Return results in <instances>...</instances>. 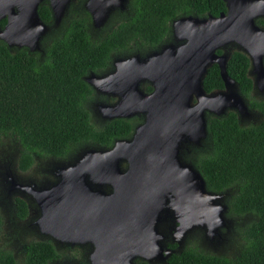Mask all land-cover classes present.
<instances>
[{"label": "water", "instance_id": "1", "mask_svg": "<svg viewBox=\"0 0 264 264\" xmlns=\"http://www.w3.org/2000/svg\"><path fill=\"white\" fill-rule=\"evenodd\" d=\"M37 1L0 0V18L6 16L0 39L7 46L12 45L11 36L18 38L17 45H27L30 50L37 46L39 33L33 34V30L42 33L48 28L38 17ZM68 1L49 0L54 23ZM124 1L87 0L85 7L92 25H101L110 6L122 7ZM222 1L225 13L206 19L179 17L172 22L175 42H167L144 57L134 55L122 60L119 78L125 84L114 88L120 100L110 108V117L141 112L144 120L129 141L117 140L108 150L88 151L94 155L92 160L103 159L97 164L105 170L112 191L94 190L91 198H77L72 187L66 193L62 191L63 180L48 189L34 190L40 208V228L60 229L66 235L62 239L70 243L75 241L71 233L76 228L92 235L87 264H133L135 257L165 260L173 249L163 248L159 242L162 236L157 226L162 216L178 222L173 228L178 235L200 225L212 239L217 228L224 225L225 206L218 201L221 195L206 190L198 170L179 154L185 143L198 145L204 137L205 113L219 116L229 108L238 116L248 114L236 82L225 70L228 53L222 49L227 44H235L247 56V74H254L252 87L264 85V27L254 21L258 16L264 17V0ZM217 49L222 51L216 53ZM128 61H134V67L125 63ZM212 63L218 66L223 88L205 92L202 78ZM145 79L151 85L149 93L137 86ZM88 152L77 161L83 162ZM121 159L128 162L125 171L112 172V167L120 171L117 163ZM8 179L11 185L27 188L15 184L11 175ZM51 264L80 263L55 260Z\"/></svg>", "mask_w": 264, "mask_h": 264}, {"label": "trees", "instance_id": "2", "mask_svg": "<svg viewBox=\"0 0 264 264\" xmlns=\"http://www.w3.org/2000/svg\"><path fill=\"white\" fill-rule=\"evenodd\" d=\"M65 10L57 29L47 1L38 6L40 19L50 26L41 57L23 47L9 48L0 40V140L4 136L15 140L19 171L29 168L37 157L62 159L82 142L107 145L111 138L124 135L129 127L122 119L99 126L92 122L85 105L90 88L82 76L104 65L111 51L145 52L166 42L170 21L177 16L216 15L225 6L222 0H127V14L112 15L95 36L89 33L93 30L85 9L69 5ZM256 23L263 25L264 19L257 18ZM248 64L247 56L232 48L225 70L261 119L240 125L231 109L219 116L206 113L204 137L182 155L198 170L206 190L224 195L232 216L253 220L235 227V254L222 256L186 247L170 253L165 264H264V101L250 97ZM202 88L205 92L223 88L215 63L206 68ZM13 200L17 217L24 218L25 202L18 197ZM66 247L58 251L48 241H30L23 247V263L48 264L67 258L86 264V246ZM0 264H16L12 253L2 247ZM134 264L148 263L137 258Z\"/></svg>", "mask_w": 264, "mask_h": 264}, {"label": "flooded vegetation", "instance_id": "3", "mask_svg": "<svg viewBox=\"0 0 264 264\" xmlns=\"http://www.w3.org/2000/svg\"><path fill=\"white\" fill-rule=\"evenodd\" d=\"M46 1L48 3V6H49V0H38L36 3L37 4L36 9L38 8L39 5L45 3ZM86 1L87 0H69L67 5H66V8L69 5H72L73 7H79V8H83L86 10V7H85ZM12 8L14 9L15 13H18V11H17L18 9H17L15 4L12 5ZM65 11L66 10H64V12ZM225 11L226 10L219 11L216 15L205 12L204 14H201V15L185 14V15L177 16V17L171 19V21H170V25H169V27H170V39L167 40L166 42H163V43L159 44L156 48L147 50L145 52L127 51V50L111 51L108 54L107 60H106L104 65H102L97 70H94V71L89 70L82 76L83 81L90 88V92H89V94L85 100V105H86V108L90 114L91 119H93L96 122V125L99 126V125L105 123L106 121H111L113 119H122V120L127 122L129 130H127L126 133L122 136L111 138L109 144H107V145H101L97 142H91V141L90 142H82L80 145L76 146V148L72 154L66 156L65 158H62V159L50 158L51 159L50 161H43V165L39 168L37 175H36V177H34L33 180L29 179L25 182H18L14 179L15 184H22L24 186H27V188L17 186V185H11L9 179L5 178V181L7 183L9 182L8 188H10V189L8 191L15 190L17 192H20L24 196L23 198L19 197V196H15V197L22 199L26 205V214H25L24 218L20 219L17 217V215H16V217L18 218V220H20V221L23 220L26 222L25 229L28 228L35 236H38V237L41 236L40 238H29L25 244H27L30 241H48L52 245L53 244H86V246H88V244H93V241L91 240L92 235L88 231L80 230V228H76L74 230V233H71V235L73 234V237H75V241L73 243H70L69 241H65L62 239V237H65L66 235H64L60 229L55 230L52 227H46L44 229L40 228V226L38 225L39 224L38 218L40 216V208L36 202L37 194L34 192V190L42 189V188L48 189L51 186L58 184L60 182V180H63V185L61 187L62 191L64 193H66L68 188L72 187V191L77 198H87V199L91 198V195H93L94 190H100V191H103L105 193H110L112 191V187L110 186V184L107 183L106 176L104 175L105 170H102V168L98 167L99 165L97 164V163L103 162V159H101L99 161L92 160V157H94V155L88 151L108 150L114 145V143L117 140L129 141L132 137V134H133L135 128L139 124H141L144 120V114L141 112H135V113H133L127 117H121V116L110 117V116H112L110 114L113 112V110L110 108L115 106L120 100V94L118 93V91L116 89L119 86H123L125 84L124 83L125 81L121 80L119 78V76L122 75V72H123V71H121L122 60L129 58L131 56H134V55H138L139 57H144L146 54H148L154 50H158L163 44H165L167 42H170V41L175 42L173 39L174 37H173L172 22L174 20L178 19L179 17L192 16V17L199 18V19H206L210 16L211 17H217L220 12L225 13ZM126 14H127V0H125L123 2L122 7L117 5V4L111 5L109 8V11L107 13L106 19L98 27H94L92 25L91 17L89 14V18H90L89 19L90 20L89 26H90V29L93 30V31H89L90 35L95 36V32L98 29L105 26L106 23L109 21V18L112 15L113 16H116V15H120V16L124 15L125 16ZM38 17H39V15H38ZM61 18H62V16L60 17V19L56 23H54V20L52 17V26H55V27H57V29H59L60 28L59 24L61 22ZM257 18H263L264 19V17L258 16L254 19L255 23H256ZM1 19H4V21L0 25V32L3 31L4 25L6 23V16L1 17L0 20ZM39 19H40V17H39ZM40 21L42 23H44L48 28L42 33L40 31H38L37 29L33 30V32H32L33 34L36 32L39 33V35L37 37V46L36 47H34L33 49L30 50L27 45H17L19 40L17 37H13V36H11V39H10L12 42V45H10L8 47L12 48L14 50L17 48L23 47L29 52H36L37 55L39 57H41L44 54V42H43L44 36H45L46 32L50 29V26H48V24H46L41 19H40ZM114 21H116V19ZM258 26L264 27V24L258 25ZM15 33H18V32L15 30ZM222 50H225V52H227L229 55V51L231 50V48L227 49L224 47ZM222 50L220 49V51H222ZM125 63H127V65H129L130 67H134V61H128ZM119 65H120V68H119ZM263 66H264V58H263ZM248 67H249V64H248ZM129 75H131V74H129ZM246 75L251 80L250 95L254 94L256 96L255 99L264 101V85L262 87H258V86L252 87V79L254 78V74L252 73V78H251V76H249L247 74V71H246ZM131 79H132V77H131ZM108 84L111 86H108ZM137 86L141 91H143L145 93H149L151 91V89L149 91L145 90L146 86L151 87L150 83L146 79L139 81ZM114 88H116V89H114ZM243 99H244L245 105L247 106L248 114L243 115V116H238L237 113L233 110L236 114L238 122L245 121V122L249 123V121H250L252 123H257L261 119V114L257 110L250 109L248 106V100L245 97H243ZM115 110L117 111V110H119V108L114 109V111ZM249 124H251V123H249ZM84 152H88L89 154L85 155V159L83 160V162H78L79 160L77 161V158L79 156H81V154H83ZM127 166H128V162L124 159H121L117 163V167L119 168L120 171H117L114 167H112L111 171L115 172V173L124 172L125 169L127 168ZM95 167H97V168H95ZM8 176L9 175H7V178H8ZM60 194H62V193H60ZM13 199H14V197L12 198V206H13V209L15 210V204H14ZM31 207L34 208V210H33V213L30 214L29 210ZM15 214H16V210H15ZM167 217H169V216H167V215L164 216L163 219H161V221L162 220L163 221L162 222L160 221V223L158 224V226H159L158 230L162 236L161 240L159 241L160 244H166V246L170 249H173L174 247H176L177 244H209L210 248L218 249V244L212 240L211 241H195V240H186L185 239L186 236L190 235L192 232H195V229H197L198 232H201V228L198 227L197 225H195L197 227H195V226L190 227L182 235H178V233L177 234L174 233V231H173L174 229L172 231L167 232L165 229L166 228V222L170 223L168 227L174 226V228H175L176 225L178 224V222L173 217L170 218L171 220L167 219ZM48 230H51V231H48ZM182 236H184V237H182ZM169 245H171V246H169ZM82 246H84V245H82ZM178 251H180V250H178ZM178 251H175V252H178ZM137 258L138 257H135L132 260L133 264H134V260ZM139 259H141V258H139ZM142 260H144V259H142ZM53 261H55V260H53ZM53 261H50L48 264L52 263ZM165 261H166V259L163 260L162 263L165 264ZM146 262L148 264H156L155 263L156 261H153V260L152 261H146ZM86 264H87V261H86Z\"/></svg>", "mask_w": 264, "mask_h": 264}, {"label": "rangeland", "instance_id": "4", "mask_svg": "<svg viewBox=\"0 0 264 264\" xmlns=\"http://www.w3.org/2000/svg\"><path fill=\"white\" fill-rule=\"evenodd\" d=\"M227 49L235 48V44L229 43L225 46ZM252 78V73L249 74ZM250 97L255 99V95L251 94ZM229 108H226L227 110ZM224 110V111H225ZM206 115V113H205ZM206 118V117H205ZM92 122H96L92 119ZM249 123H252L249 121ZM248 122L242 121L239 122L240 125L249 124ZM198 145H193L190 143H185L180 149V157L184 162L190 163L183 157V150L187 147H193ZM16 157H17V144L15 140L10 136H4L0 140V215L2 217V225L0 228V247L8 249L15 261L16 264L23 263V247L26 241L29 238H40L35 236L28 228L25 229L26 222L23 220H18L15 214V210L12 206V198L15 196L24 197L20 192L15 190L8 191V183L5 181L7 175L13 176V178L18 182H25L27 180H33L36 177L39 168L43 165V161H50V158H35V162L30 168L25 171H19L16 169ZM191 164V163H190ZM192 165V164H191ZM193 166V165H192ZM194 167V166H193ZM6 173V174H5ZM221 197L218 201L225 206L224 211L222 212L224 225L217 228V234L213 235L212 239H208L205 233V227L197 225L201 228V232H198L195 229V232H192L190 235L186 236V240H195V241H214L218 244V249L210 248L209 244H177L173 248V252L184 249L186 247H193L198 251L204 253H211L215 255L222 256H231L235 254V227H242L244 224L253 220L251 216H245L243 220L242 217L232 216L227 210V204L225 202L224 195L218 193ZM34 208H30V214L33 213ZM164 216L161 217L163 219ZM166 218V217H165ZM171 217H167L170 219ZM171 220V219H170ZM161 221V220H160ZM163 221V220H162ZM161 221V222H162ZM160 223V222H159ZM170 223L166 222V231H172L173 227H168ZM195 226V227H197ZM159 229V226L157 227ZM170 228V229H169ZM193 229V228H192ZM194 231V230H193ZM185 235V234H184ZM184 237V236H182ZM43 238V237H42ZM163 248H168L166 244H161ZM53 246L58 251H64L69 246L67 244H53ZM74 246V245H73ZM86 246V244L84 245ZM71 247V246H70ZM89 250V246H86ZM57 262H75L67 258H60L56 260ZM156 264H163V259H154ZM51 264V263H50Z\"/></svg>", "mask_w": 264, "mask_h": 264}]
</instances>
